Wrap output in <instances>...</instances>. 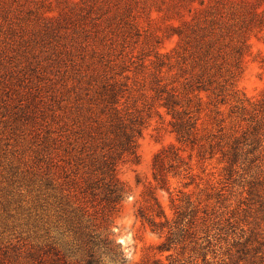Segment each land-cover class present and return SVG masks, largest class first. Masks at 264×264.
Returning a JSON list of instances; mask_svg holds the SVG:
<instances>
[{
    "label": "rangeland",
    "instance_id": "rangeland-1",
    "mask_svg": "<svg viewBox=\"0 0 264 264\" xmlns=\"http://www.w3.org/2000/svg\"><path fill=\"white\" fill-rule=\"evenodd\" d=\"M124 7L133 13L126 21L117 15ZM235 8L241 14H232ZM206 18L235 19L249 44L236 86L253 102L261 101L264 0H0V264H82L71 246L69 221L75 196L84 197L80 182L92 153L85 144L87 108L98 103L91 73L108 69L114 76L128 68L138 72V86L147 87L157 75L163 84L172 76L178 81L181 65L190 70L198 49L193 38L182 48L185 37L194 35L184 25ZM152 96L149 90L147 102L138 103L140 164L119 171L131 195L111 220L126 259L139 263L166 242V230L154 231L138 217L148 188L157 187L172 226L185 214L174 229L176 250L157 254L164 264L191 262L198 239L212 264H264L261 154L244 156L232 174L221 155L200 161L197 150L178 142L172 116L165 109L157 113ZM230 103L227 117L236 105ZM170 147L181 149L184 163L168 169V185L160 190L153 162ZM197 207L201 217L208 210V230L198 224Z\"/></svg>",
    "mask_w": 264,
    "mask_h": 264
},
{
    "label": "trees",
    "instance_id": "trees-1",
    "mask_svg": "<svg viewBox=\"0 0 264 264\" xmlns=\"http://www.w3.org/2000/svg\"><path fill=\"white\" fill-rule=\"evenodd\" d=\"M241 10L235 8L232 14H241ZM130 13L133 15L132 8L124 7L123 12H117V15H124L126 21V18L130 19ZM234 20L214 19L210 22L206 18L197 20L192 27L185 24V28L192 29L194 35L185 37L182 48L191 43L187 39L193 38L198 49L192 55L191 69L181 65L178 81L171 75L174 80L170 84H163L164 77L157 75L154 85L138 86L141 83L138 72L132 73L128 68H122L114 76L106 73L108 69L103 73L99 70L91 73L90 78L96 84H92L90 90L97 95L98 103L87 108L90 113L85 119V144L92 153L86 177L80 182L84 197L79 199L75 196L76 207L71 211L69 221L71 246L77 247V253L82 255V264H132L113 238L111 220L131 195L119 171L128 163L140 164L138 142L143 118L139 115L138 103L140 99L147 102L149 90L154 93L150 99L157 105L156 112L165 109L172 116L178 142L197 150L200 161L213 160L221 155V162L227 164V171L232 174L244 156L259 152L263 158L260 169H264V98L253 102L237 89L236 82L243 73L249 44L245 35L235 29ZM178 36H183L181 30ZM84 48L95 52L86 42ZM177 82L178 87L175 85ZM232 101L236 105L232 106L227 117L224 108L232 105ZM180 153V148L170 147L155 157L153 176L160 190L168 185V169L179 168L184 163ZM188 170L192 172V167L189 166ZM157 189L148 188L138 209V217L154 231L166 230L167 239L152 250L153 254L133 264H164L157 254L176 250L174 229L183 224L185 214L178 216V222H175L178 226H172V220L158 199ZM207 211L203 212L205 217H201V209L197 207L195 215L198 224L206 230L209 227ZM199 240L194 249L197 256L191 262L178 259L171 264H212L207 248L199 244Z\"/></svg>",
    "mask_w": 264,
    "mask_h": 264
}]
</instances>
